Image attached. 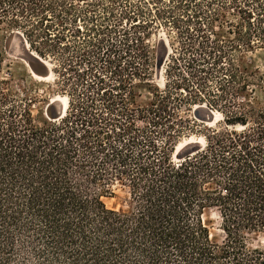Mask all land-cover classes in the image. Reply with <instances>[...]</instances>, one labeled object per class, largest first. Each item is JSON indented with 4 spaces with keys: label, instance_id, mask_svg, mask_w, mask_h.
<instances>
[{
    "label": "trees",
    "instance_id": "obj_1",
    "mask_svg": "<svg viewBox=\"0 0 264 264\" xmlns=\"http://www.w3.org/2000/svg\"><path fill=\"white\" fill-rule=\"evenodd\" d=\"M2 27L37 75L53 66L68 104L36 114L37 97L0 80V264H264L247 244L264 234V105L250 101L264 72L239 63L264 49V0H0ZM160 29L175 35L165 86L141 104ZM195 107L223 124L201 126ZM196 132L204 146L176 155ZM115 186L127 210L106 206Z\"/></svg>",
    "mask_w": 264,
    "mask_h": 264
},
{
    "label": "rangeland",
    "instance_id": "obj_2",
    "mask_svg": "<svg viewBox=\"0 0 264 264\" xmlns=\"http://www.w3.org/2000/svg\"><path fill=\"white\" fill-rule=\"evenodd\" d=\"M228 19L240 22L239 16L230 15ZM174 38V33L166 29H160L156 36L152 38L151 44L156 52L157 67L154 71L151 87L145 86L141 88V98L138 99L139 103L145 104L150 102L154 90L156 88L160 90L164 88L165 72L161 64L171 51V41L173 42ZM0 54V80L11 79L14 81V84L27 88L33 97H37L39 100L35 107L36 114L45 113L50 105L55 107V111H62V104L57 99H63V95L56 85L58 79L53 72V66L48 65L50 75L47 78L43 77V75H37L32 70L31 65H34L38 71L44 73V69L25 43L22 33L16 30H8L6 27L0 28ZM239 63H241L242 67L249 70L257 69L260 72H264V49L258 48L254 51H244L240 55ZM252 100H255L258 106H263L264 92L258 89L256 94H254V98H250V101ZM190 115L192 117L197 116V120L201 126L214 128L223 124L222 114L206 107L202 109L195 107ZM203 130L199 131L203 133ZM189 141H192L191 144L186 146L202 147L205 144V140L200 132L191 134L190 137L183 139L181 143L185 144V142ZM104 202L109 209L118 211L127 210L129 208L128 192L121 186H115L113 188V195L104 198ZM203 221L210 230L212 241L222 244L225 235L221 228L219 213L216 210H207L203 216ZM247 244L250 250H264V234H248Z\"/></svg>",
    "mask_w": 264,
    "mask_h": 264
},
{
    "label": "bare ground",
    "instance_id": "obj_3",
    "mask_svg": "<svg viewBox=\"0 0 264 264\" xmlns=\"http://www.w3.org/2000/svg\"><path fill=\"white\" fill-rule=\"evenodd\" d=\"M57 101H59L60 103H63L64 105H67L68 104V99H62V98H60L59 100L57 99ZM190 142H192V141H189V142H185V144H188V143H190ZM185 144H181L179 147H178V150H177V153H176V155H179V154H181L182 153V148L184 147V145Z\"/></svg>",
    "mask_w": 264,
    "mask_h": 264
}]
</instances>
